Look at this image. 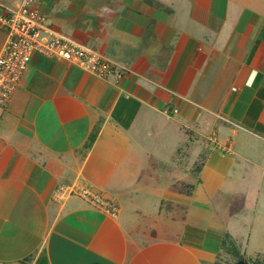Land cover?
Returning <instances> with one entry per match:
<instances>
[{"label": "crops", "instance_id": "0c3cea01", "mask_svg": "<svg viewBox=\"0 0 264 264\" xmlns=\"http://www.w3.org/2000/svg\"><path fill=\"white\" fill-rule=\"evenodd\" d=\"M35 1L50 27L97 50L120 77L31 56L0 107V264H36L41 254L48 264H213L221 235L202 226L205 213L195 228L182 216L168 238L154 228L180 217L175 201L195 198L194 183L182 189L165 165L181 155L208 195L224 171L242 181L264 175V25L254 37L249 24L232 46L222 32L229 2L244 14L238 0ZM4 41L0 28V51ZM161 137L179 144L167 159ZM72 183L114 198L116 215L77 195L54 200L57 186ZM148 183L174 203L161 221L122 189Z\"/></svg>", "mask_w": 264, "mask_h": 264}, {"label": "rangeland", "instance_id": "374dc122", "mask_svg": "<svg viewBox=\"0 0 264 264\" xmlns=\"http://www.w3.org/2000/svg\"><path fill=\"white\" fill-rule=\"evenodd\" d=\"M171 1L179 2V0ZM240 1L245 3V5H240V10H244V14H242L241 18H239L240 12L232 11L231 9L234 8H232L233 2H229L227 25L225 24L224 31L222 32V36L226 35L228 37L229 35L232 46L233 44L239 43L237 40L244 33V31H247L249 24L253 25H251L252 28H249L247 33L254 37L256 35L255 31H259L264 25L262 24L264 20V0H238V2ZM251 9H253V11ZM254 13H256L257 17ZM252 16V21L254 22L249 23ZM255 19H257V22H255ZM245 24L247 26L244 29ZM170 136L173 137L172 134ZM198 141L200 140H197L196 143L201 145V141ZM157 145V149L159 148V150L164 152L163 156L167 159L168 155L166 152L168 153V149L173 148L176 145L178 146L179 144L176 143L173 138L171 141L167 142V139L161 137ZM199 145L194 146V148H196L188 158L187 162L189 168L193 166L191 163L195 159H198L199 148H197V146ZM177 157H181V155H174V160H170L165 166L173 167L172 173L178 172L181 176V181L178 184L182 187V189L192 188H188L182 184L189 182L194 183L191 195H195V198L191 200L195 202L193 203L191 201L190 203H187L186 201L181 200L177 205V202L175 201L174 209L176 213L180 214V217H175V223L168 221L164 222V224L159 227L155 226L154 228L157 229L158 236L168 238L167 236L171 235L174 231L173 225H181L179 221L182 216L184 217L181 219L183 223H186L187 225H196L200 221L202 222L204 218L203 213H205L208 223L205 222L202 226L210 228L209 232L212 236L222 235V233L227 230L234 235L239 242L243 241V251L246 252H244L246 254V259L242 262V264H252V259H255L256 257H264V175L261 174V171H257L253 174L251 180L249 181L247 179L242 181L232 178L231 171H224L225 181L223 180L224 182L222 185L215 187L211 194L208 195L204 192L200 183L198 170L194 169V172H192L190 169H186L185 171L183 167L187 165H184L185 163L181 161L177 163ZM133 172L137 173V171ZM159 172L168 171L165 167L164 169L159 168ZM130 178L131 179L129 180L133 182L135 177L133 175ZM149 186L150 183L144 186H140V184L138 186V184H136L135 186H123L122 189L129 188L132 191L130 192L131 194H127V198L131 200V204L133 206H142L148 214L149 212L151 213L150 215H152L155 211L158 219L155 217L154 220L161 221L160 214L170 213V210H165V205H173L174 203H171L168 195L162 193L160 190L163 189L162 185L157 184L155 186ZM108 198L111 202L117 203L114 198L110 196H108ZM160 204H162V206L164 205L163 209L159 208ZM198 205H205L206 211L198 209ZM159 209H161V213L157 212ZM192 228L195 227L192 225ZM148 236L149 235L145 234V237Z\"/></svg>", "mask_w": 264, "mask_h": 264}, {"label": "built area", "instance_id": "2783aa9c", "mask_svg": "<svg viewBox=\"0 0 264 264\" xmlns=\"http://www.w3.org/2000/svg\"><path fill=\"white\" fill-rule=\"evenodd\" d=\"M0 28L5 41L0 51V107L6 106L20 85L22 75L34 53L64 60L99 77L120 73L115 64L97 50L50 27L38 11L35 0L0 1ZM77 195L109 215H116L119 206L108 196L79 184H62L53 193L54 200Z\"/></svg>", "mask_w": 264, "mask_h": 264}, {"label": "trees", "instance_id": "16d2710c", "mask_svg": "<svg viewBox=\"0 0 264 264\" xmlns=\"http://www.w3.org/2000/svg\"><path fill=\"white\" fill-rule=\"evenodd\" d=\"M94 139V132L89 137L87 144ZM220 253L219 257L213 264H242L246 259V254L241 249L239 241L235 240L229 232L224 231L220 237ZM36 264H48L44 254H41ZM252 264H264V257L252 259Z\"/></svg>", "mask_w": 264, "mask_h": 264}]
</instances>
